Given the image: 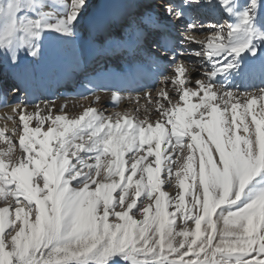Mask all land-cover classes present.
Returning a JSON list of instances; mask_svg holds the SVG:
<instances>
[{"label": "snow or ice", "instance_id": "snow-or-ice-1", "mask_svg": "<svg viewBox=\"0 0 264 264\" xmlns=\"http://www.w3.org/2000/svg\"><path fill=\"white\" fill-rule=\"evenodd\" d=\"M0 109V264H264V0H0Z\"/></svg>", "mask_w": 264, "mask_h": 264}, {"label": "bare ground", "instance_id": "bare-ground-1", "mask_svg": "<svg viewBox=\"0 0 264 264\" xmlns=\"http://www.w3.org/2000/svg\"><path fill=\"white\" fill-rule=\"evenodd\" d=\"M61 92L64 91L63 89L60 90ZM105 100V107H109L110 108V100L108 97H104ZM67 103L69 105V107H72L73 104L77 103L76 100L73 99H66L64 96L59 95V93H57V104H64ZM126 105V102H125ZM3 111H6V109H0V114H2Z\"/></svg>", "mask_w": 264, "mask_h": 264}]
</instances>
